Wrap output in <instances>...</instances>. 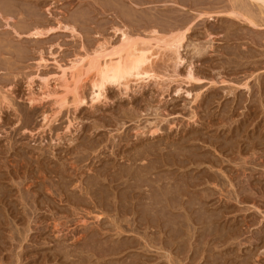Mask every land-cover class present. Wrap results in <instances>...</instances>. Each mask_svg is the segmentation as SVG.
Wrapping results in <instances>:
<instances>
[{
	"label": "rangeland",
	"instance_id": "rangeland-1",
	"mask_svg": "<svg viewBox=\"0 0 264 264\" xmlns=\"http://www.w3.org/2000/svg\"><path fill=\"white\" fill-rule=\"evenodd\" d=\"M0 1L3 5H0V264H264V10L261 3L253 0L250 3L249 0L242 3L239 0H5L4 5V0ZM117 2L126 3L123 6L128 11L131 8V15L121 16ZM8 3L18 5L9 7ZM243 3L249 6V14L257 25L244 16L229 13L234 6L241 10ZM201 10L212 12V16L200 17ZM184 17L188 23L192 22V33L189 31L182 47L183 63L175 70L167 52L154 64L158 74L167 77L131 82L129 89L110 85L106 96L93 101L91 76H87L81 83L85 101L77 108L71 94L70 104L64 107L56 104L63 89L54 77L51 76L53 95L42 89L38 77L30 82L37 73H57L55 59L69 64L75 57L94 49L99 41L111 38L116 42L115 26L127 25L131 32L144 33L154 23L160 29H168L174 23L184 25ZM63 24L74 26L77 31L65 29ZM35 26L55 30L48 29L45 36L34 38L29 31ZM42 55L49 63L41 69L37 62ZM190 67L196 77L200 76L198 79L186 77ZM31 98L36 100L33 102ZM137 152L142 153L138 156L141 157L133 161ZM150 164L156 167L152 169ZM150 168L152 175L143 172ZM137 171L140 179L138 174L133 177ZM141 171L149 176L145 178ZM156 176H164L159 183V188L165 185L163 190L171 183L180 186L177 198L173 195L175 200L180 198L177 200L180 205L176 202L178 210L167 205L170 202L163 201L160 205L170 207L174 213H166L172 219L165 217L166 214L161 216V226L143 221L144 204L151 201L152 192L160 190L154 186L155 180L148 190L150 180H146ZM98 185L108 191L103 196L105 206L109 202L107 207L102 206L97 196ZM183 187L190 190L183 192ZM121 195L128 198L130 205L126 213L119 210L124 200ZM135 208L137 213H132ZM199 209L206 210L202 212L207 215H202ZM97 213L107 220L99 224L94 218ZM125 214L130 225L122 221ZM83 217L86 222L80 220ZM173 218L180 224L173 222ZM120 228L123 235L118 234ZM170 235L178 239L173 240ZM118 243H124L125 252L105 257L106 260L98 255L99 249ZM66 249L70 254L65 253ZM95 249L97 253L92 254Z\"/></svg>",
	"mask_w": 264,
	"mask_h": 264
},
{
	"label": "bare ground",
	"instance_id": "bare-ground-1",
	"mask_svg": "<svg viewBox=\"0 0 264 264\" xmlns=\"http://www.w3.org/2000/svg\"><path fill=\"white\" fill-rule=\"evenodd\" d=\"M114 1V0H113ZM122 1V0H121ZM139 1V0H138ZM176 1V0H175ZM185 1V0H184ZM188 1V0H187ZM190 1V0H189ZM239 1H241V3H242V1H246V0H239ZM253 1H256L257 3H261L260 5H261V7L260 8H262L263 10H264V0H253ZM252 1V2H253ZM1 2V1H0ZM6 2H9V1H7L6 0ZM5 0H4V5H5ZM13 2V1H12ZM126 2V1H125ZM234 2H236L235 0H234ZM247 2H248V0H247ZM17 3V2H16ZM112 3V2H111ZM118 4L116 5V6H118V5H120V7H121V5H122V7L120 8L119 6L118 7H116L117 9L119 8V10L120 11H117L118 13L120 12V15L121 16H130L131 14V12L132 11H130V9H129V11H130V13H129V11L127 10V7H124L125 5L124 4H126V3H122V2H120L121 4H119V2H117ZM182 3V2H181ZM196 3V2H195ZM239 3V2H238ZM246 3V2H245ZM245 3H243L242 5H241V10L239 9V7H237V10H236V6H234L233 7V9H229L230 11H229V13L231 12V14L232 15H234V16H237V17H239V16H244L245 17V20L247 19V20H249L250 21V23H252L253 25H257V22L254 20V19H252L253 17H251V14H249V13H251V11H250V8H248L249 6L248 5H246ZM249 3H250V0H249ZM14 4V3H13ZM12 4V5H13ZM19 4H20V2H19ZM103 4V3H102ZM113 4H115V3H113ZM235 4V3H234ZM237 4V3H236ZM0 5H1V3H0ZM9 5V7L11 6V7H15V5H18V4H14V6H12L11 5V3H8V4H6V6H8ZM111 5V4H110ZM124 5V6H123ZM228 5V4H227ZM239 5V4H238ZM259 5V4H258ZM1 6H3V5H1ZM34 6V5H33ZM104 6V5H103ZM107 6V5H106ZM129 6V5H128ZM232 6V5H231ZM240 6V5H239ZM113 7V6H112ZM33 8V7H32ZM126 8V9H125ZM251 8H253V7H251ZM6 9H7V7H6ZM12 9V8H11ZM10 9V10H11ZM203 9V8H202ZM240 11H239V10ZM204 10V9H203ZM1 11V10H0ZM30 11V10H29ZM36 11V10H35ZM254 11V10H253ZM11 12V11H10ZM257 12V11H256ZM31 13H33V12H31ZM199 13H201V14H199ZM199 15H200V17L202 16V15H204L203 17L205 18V15H210V16H212V12L210 13V12H203L202 13V10L201 11H199ZM150 14V13H149ZM194 14V13H193ZM253 14V13H252ZM155 15V14H154ZM198 15V16H199ZM229 15V14H228ZM231 15V16H232ZM264 15V14H263ZM5 16V15H4ZM142 16V15H141ZM145 16V15H144ZM147 16V15H146ZM196 16V15H195ZM197 16V17H198ZM253 16V15H252ZM134 17H135V15H134ZM150 17V16H149ZM155 17H156V15H155ZM154 17V18H155ZM127 18V17H126ZM125 18V19H126ZM141 18V17H140ZM139 18V20L141 21V19H143V17L140 19ZM150 18H152V17H150ZM158 18V17H157ZM170 18V17H169ZM173 19H174V17H172ZM181 18V17H180ZM183 18V17H182ZM186 17H184V19H185ZM199 18V17H198ZM208 18V17H207ZM259 18V17H258ZM261 18V17H260ZM8 19V18H7ZM79 19V18H78ZM147 19V18H146ZM149 19V18H148ZM147 19V20H148ZM183 19V20H184ZM189 19V18H188ZM195 19V18H194ZM243 19V18H242ZM257 19V18H256ZM263 19V18H262ZM134 20V19H133ZM138 20V19H137ZM138 20V21H139ZM151 20V19H150ZM150 20L148 21L149 23H150ZM175 20V21H174ZM173 20V22H176V19H174ZM182 20V21H183ZM191 20V19H190ZM260 20V19H259ZM7 21V20H6ZM137 21V22H138ZM162 21H164V20H162ZM168 21V20H167ZM186 21V19L183 21V22H185ZM192 21V20H191ZM207 21V20H206ZM60 23H62L61 21H59ZM136 22V23H137ZM147 22V21H146ZM147 22V23H148ZM172 22V21H171ZM171 22H170V24H171ZM172 22V23H173ZM179 22H181V20L179 19ZM178 22V23H179ZM259 22V21H258ZM261 22V21H260ZM262 22H264V20L262 21ZM12 23V22H11ZM141 23H142V21H141ZM156 23H157V21H156ZM187 23V24H186ZM249 23V24H250ZM10 24V23H9ZM19 24V23H18ZM153 24V23H152ZM159 24H160V22H159ZM159 24H157V26L159 25ZM165 24H167V23H165ZM175 24V23H174ZM174 24H172V27L170 26V28H168V29H165L164 27V29L165 30H163V28L162 29H160V27L158 28V27H154V25H156L155 23H154V25L153 26H151V28L150 29H145L144 30V33H134L133 31L131 32V31H129V27H127V25L126 26H124L123 27V25H122V27H120V26H115L114 27V29H115V33L117 34V36H118V40L116 41V42H114V41H112L113 39H105L104 41H102V42H98V44L94 47V49H92V50H88V51H85V53L83 54V55H81V56H77V57H75V59H70L71 60V62L69 63V64H63V63H61V61L60 60H58V59H55L54 61H55V63H56V65H57V70H59V71H57V73H54V74H47V75H44V74H41V73H37V75L36 76H34L33 75V77H32V79L30 80V82H32L33 80H35L34 79V77H38L39 78V80L42 82V89H44L46 92H47V94L48 95H53V94H55V93H51V81H52V78H51V76L52 77H54V80L57 82V84L59 85L60 84V86L62 87V89H63V93H61V95H58L57 96V98H56V104H60V106L61 107H64L65 105H67V104H70L71 102V99H70V101H69V95L71 94V96H72V101L74 102V105L76 106V108L79 106V105H81L84 101H85V96L83 95V93H81L82 92V88H81V86H83V84L81 85V83H84V82H82L84 79H85V77L87 78V76H91L89 79H90V83H91V94H92V100L93 101H97V100H100L104 95H105V93H106V91H107V88H108V86H110V85H118V86H124L126 89H129L130 88V83L131 82H137V83H142V82H145V81H147V80H150L151 78H157V77H161V78H163L164 76H166V75H164L163 77L160 75V74H158V72L156 71V66H154V64H155V61L157 62V60L156 59H159L160 58V56L164 53V54H166L167 52H169V56H170V59L174 62V69L176 70V68H177V66H179L180 64H182L183 63V61H184V56L182 55V47H184V45H185V41H186V39L188 38V35L190 34L189 33V31L191 32V24H192V22H189L188 23V20L185 22V24L184 25H174ZM129 25V24H128ZM149 25V24H148ZM162 25V24H161ZM259 25V24H258ZM166 26V25H165ZM33 27V26H32ZM36 27V26H35ZM34 27V28H35ZM40 27V26H39ZM33 28L34 30L33 31H29V32H31V33H29L31 36H34V38H39V37H42V36H45V34L46 33H48L47 32V30L49 29V28H45V29H42L41 27L40 28ZM60 27H61V25H60ZM62 27H64L65 29L67 28V29H71L72 30V32H76L77 30H76V28L74 27V26H69V25H67V24H63L62 25ZM166 27H168V25L166 26ZM16 28V27H15ZM30 28V27H29ZM56 28H59L58 26L56 27ZM193 28V27H192ZM195 28V27H194ZM228 28V27H227ZM54 30H55V28H53ZM53 29H51V27H50V29L48 30V31H50V30H53ZM22 30V29H21ZM46 30V31H45ZM50 33V32H49ZM189 33V34H188ZM192 33V32H191ZM116 36V37H117ZM189 42H190V40H189ZM196 42V41H195ZM194 43V42H193ZM212 43V42H211ZM196 44V43H195ZM209 44V43H208ZM199 45V44H198ZM204 45V44H203ZM199 47V46H198ZM204 47V46H203ZM209 47V46H208ZM198 50H199V48H197ZM197 50V51H198ZM203 50H205V49H203ZM200 51H201V46H200ZM199 51V52H200ZM198 52V53H199ZM205 52V51H204ZM171 53V54H170ZM55 54V53H54ZM75 54V53H74ZM78 54V53H77ZM200 54V53H199ZM163 56H165V55H163ZM168 55H167V57H169ZM162 58V57H161ZM239 58V57H238ZM169 59V58H168ZM169 59V60H170ZM167 60V59H166ZM3 62V61H2ZM165 62V61H164ZM7 63V62H6ZM38 63V67H44V66H47L48 64L47 63H49V61H48V59H46L45 57H44V55H42L41 57H40V59H39V62H37ZM169 63V62H168ZM195 66V65H194ZM37 67V68H38ZM42 67V68H43ZM48 67V66H47ZM41 68V69H42ZM164 68H165V66H164ZM178 70V69H177ZM39 71V70H38ZM55 71V70H54ZM35 72V71H34ZM43 73V72H42ZM174 74V73H173ZM180 74V73H179ZM175 75V74H174ZM179 76V75H178ZM196 76H198V75H195V72H193V68L192 67H190V69L188 70V73H187V76L186 77H188L189 79H198L199 77H196ZM30 77V78H31ZM167 77V76H166ZM173 77V76H172ZM169 78V77H168ZM178 78V77H177ZM170 79V78H169ZM185 80V79H184ZM150 83V82H149ZM160 83V82H159ZM181 83V82H180ZM201 83V82H200ZM31 85V87L33 86V84H30ZM155 85V84H154ZM57 86V85H56ZM139 86V85H138ZM179 86V85H178ZM124 88V89H125ZM132 88V87H131ZM184 89V88H183ZM167 90V89H166ZM53 91V90H52ZM188 92V91H187ZM191 92V91H190ZM43 93V92H42ZM43 94H45V92L43 93ZM85 94V93H84ZM84 96V97H83ZM106 96V95H105ZM31 100L33 101V100H36L35 98H31ZM146 100V99H145ZM31 101V102H32ZM34 102V101H33ZM61 109V108H60ZM125 118V117H124ZM45 119H49L48 118V116H45ZM116 120V119H115ZM152 120V119H151ZM170 122V121H169ZM158 130V129H157ZM175 149V148H174ZM196 149V148H195ZM145 151V150H144ZM146 152H150V151H146ZM141 152H137L136 154H134V157L132 158L133 159V161H136L137 159H139L140 157H138L139 156V154H140ZM142 154V153H141ZM140 154V155H141ZM146 155V154H145ZM169 161V160H168ZM221 161V160H220ZM135 163V162H134ZM133 164V163H132ZM148 164V163H147ZM155 165V164H154ZM146 166V165H145ZM149 167H151L152 169H154L155 167H156V165H155V167L154 166H152L151 164L150 165H148ZM133 167V165H131V169L133 170L134 169V167ZM144 167V166H143ZM148 167V168H149ZM104 168V167H103ZM127 168H129V167H127ZM141 168V167H140ZM145 168H147V166L145 167ZM145 168H144V170H145ZM148 169V170H146V171H143V169H141L143 172H145V173H152L151 172V170L152 169ZM126 169V168H125ZM130 169V168H129ZM127 170V169H126ZM140 170V169H139ZM125 171V170H124ZM128 171V170H127ZM127 171H125L126 173H127ZM142 171H141V175L142 174H144V173H142ZM128 172H130V171H128ZM133 172V171H132ZM138 172L139 171H137V173H136V175H133V177L134 176H137V174H138ZM123 174H124V172H122ZM140 173V172H139ZM122 174V175H123ZM132 174H135V171L132 173ZM132 174L130 175V176H132ZM152 175V174H151ZM130 176H127V177H130ZM139 174H138V179H140L139 178ZM142 176H145V175H142ZM146 176L148 177L149 175H147L146 174ZM146 176H145V178H146ZM92 177V176H91ZM107 177V176H106ZM112 177H113V175H112ZM159 177V176H158ZM157 176H156V179H151L152 177H150V179H147L146 181H148V180H150L149 182H148V185H147V187L148 186H151L152 187V185L154 184V186L156 187H158V189H160V190H158L157 191V189H156V191H154V192H152L153 194H151V195H149V194H147V195H149V196H151V201L150 202H148V205H146L147 204V201H149V200H147L146 201V204H144V222H146L147 223V225L148 224H151V223H155V224H160L161 222H160V217L161 216H163V215H165L166 213L167 214H169L168 212L171 210V209H169L170 207L169 206H172V207H175L176 208V210H178L177 208V206H179L180 204V202L179 201H177L178 199L180 200V198H179V196H178V199H176L175 200V197L177 198V196H176V194H178V193H176V191H179L180 190V186H177V185H179V184H177V185H173L172 183L168 186V188L166 189V190H163V186H165V185H163L162 186V184H161V186L163 187H161V188H159V186H160V178L162 177V179H164V176H160L159 177V179H157L158 178ZM168 177V176H167ZM99 178V177H98ZM119 178V177H118ZM123 178H124V176H123ZM136 178V177H135ZM238 178V177H237ZM97 179V178H96ZM95 179V180H96ZM100 179V178H99ZM127 179V178H126ZM130 179V178H129ZM137 179V178H136ZM169 179V178H168ZM168 179L166 180V181H168ZM152 180L154 181V183L151 185V183H152ZM97 181V180H96ZM95 181V182H96ZM101 181V180H100ZM144 181V180H143ZM165 181V182H166ZM229 181V180H228ZM168 182H170V181H168ZM191 182V181H190ZM222 182H224V181H222ZM97 184H99L100 182H96ZM137 183V182H136ZM144 183H146L145 181H144ZM155 183H156V185H155ZM162 183V182H161ZM68 184V183H67ZM94 184V183H93ZM164 184V183H163ZM167 185H168V183H166ZM186 184V183H185ZM83 185V184H82ZM100 185V184H99ZM98 185V186H99ZM140 186L141 187V185H138V184H135V187H137V186ZM144 185H146V184H144ZM166 185V186H167ZM171 185H172V187H171ZM184 185V184H183ZM192 186H193V184H191ZM79 186V185H78ZM93 186V185H92ZM153 186V188H155ZM173 186H176V187H173ZM189 186V185H188ZM84 187V186H83ZM140 187H137V188H140ZM78 188H80V186L78 187ZM87 188V187H86ZM127 188V187H126ZM132 188V187H131ZM184 188V187H183ZM186 188V189H185ZM182 191L184 192V191H187V190H190V188L188 187H185ZM193 188V187H192ZM85 189V188H84ZM151 189V188H150ZM148 190H149V187H148ZM151 190H153V189H151ZM155 190V189H154ZM163 190V191H162ZM145 191H146V189H145ZM182 191H181V193H182ZM98 192H99V194L97 195L99 198H100V202H101V204H102V206L104 205L105 206V201H104V198H103V196L105 195V193L106 192H108V191H106L105 189H103V188H100V186L98 187ZM133 192V191H132ZM159 192V193H158ZM231 192V191H230ZM124 193H126V190H125V192ZM124 193H121V194H124ZM145 193V192H144ZM151 193V192H150ZM25 194H27V193H25ZM73 194V193H72ZM175 194V197L173 196ZM180 194V193H179ZM125 195H128L127 193L125 194ZM160 195V196H159ZM185 195V194H184ZM187 195V194H186ZM204 196H205V194H203ZM75 196V195H74ZM135 196V195H134ZM72 197V196H71ZM91 197V196H90ZM111 197V196H110ZM121 197L122 198H124L123 197V195H121ZM146 198H147V196H145ZM144 197V198H145ZM181 197V196H180ZM184 197V196H183ZM186 197V196H185ZM184 197V198H185ZM190 197V196H189ZM194 197V196H193ZM202 197V196H201ZM121 198V199H122ZM167 198H169V199H167ZM172 198V199H171ZM187 198V197H186ZM232 198V197H231ZM94 199V198H93ZM118 199H120V198H118ZM128 199V198H127ZM127 199H126V197L124 198V200H122V203H121V206H120V211L121 212H123V213H126L127 212V208H129V206L127 205ZM149 199V198H148ZM183 199V198H182ZM182 199H181V203H182ZM237 199V198H236ZM202 200V199H201ZM91 201H93V200H91ZM163 201H165L166 203H169L170 202V204H167V205H169L168 207L169 208H167L166 207V205L164 206V208H163V205L162 206H160L161 205V203L163 202ZM192 201H194V200H192ZM81 202V201H80ZM86 202V201H85ZM99 202V201H98ZM176 202H178V204H176ZM184 202V201H183ZM196 202V201H195ZM82 203V202H81ZM97 203V202H96ZM120 203V202H119ZM95 204V203H94ZM108 204H109V202H108ZM106 205L105 207H107V206H109V205ZM200 204V203H199ZM136 205V204H135ZM78 206V205H77ZM200 206V205H199ZM202 206V205H201ZM162 207V208H161ZM165 207H166V209H165ZM171 207V208H172ZM182 206H180L179 208H181ZM183 207L185 208V206L183 205ZM182 207V208H183ZM187 207V206H186ZM194 207V206H193ZM100 208V207H99ZM117 208V207H116ZM181 208V209H182ZM183 208V209H184ZM93 209V208H92ZM95 209V208H94ZM118 209V208H117ZM187 209V208H186ZM190 209H191V207H190ZM190 209H188V210H190ZM201 209H203V208H201ZM79 210V209H78ZM86 210V209H85ZM96 210V209H95ZM94 210V211H95ZM102 210V209H101ZM133 210V209H132ZM173 210V209H172ZM175 210V211H176ZM187 210V213L189 212ZM193 210V209H192ZM191 210V211H192ZM200 210V209H199ZM75 211H77L76 209H75ZM82 211V210H81ZM137 211H138V208L136 209L135 208V210L134 211H132V213L134 212V213H137ZM141 211H143V210H141ZM168 211V212H167ZM179 211H181V210H179ZM186 211V210H185ZM201 211V214L202 215H207V214H203V212L202 211H206V210H200ZM90 212V211H89ZM92 212V211H91ZM170 212H172L171 214L172 215H174V213H173V211H170ZM182 212V211H181ZM77 213H78V211H77ZM81 213V212H80ZM139 213V212H138ZM143 213V212H142ZM196 213H198V214H200V212L199 211H197ZM166 214V216L165 217H167V216H169V215H167ZM191 213H188V215H190ZM68 215V214H67ZM65 216L66 218L68 217V216ZM77 215V214H76ZM83 215H84V213H83ZM122 215V214H121ZM140 215V214H139ZM172 215H171V219H172ZM187 215V216H188ZM81 216V215H80ZM127 215L125 214V217H124V219L122 220V221H124V222H126V223H128L127 225H130V222H129V220H130V218H128V217H126ZM199 216V215H198ZM205 216H203V218L205 217ZM115 217V216H114ZM167 218L168 220H170V218ZM207 217H209L210 219H211V217L210 216H207ZM62 218V217H61ZM66 218H65V220H66ZM75 218H76V216H75ZM84 218L85 217H83V218H81L80 220L81 221H84ZM98 222H99V224H101V223H103V221H104V219H106L107 220V218H105L104 216H103V214L102 213H97L96 215H95V217H94ZM208 218V219H209ZM77 219V218H76ZM75 219V220H76ZM83 219V220H82ZM113 219V218H112ZM117 220H118V218H116ZM129 219V220H128ZM132 219V218H131ZM164 219V218H163ZM205 219V218H204ZM210 219H209V223L208 224H211L210 223ZM33 220V219H32ZM74 220V221H75ZM133 220V219H132ZM176 220V219H175ZM189 220H190V218H189ZM202 219H201V217H200V221H201ZM212 220H213V218H212ZM67 221H69V220H67ZM78 221V220H77ZM162 221V220H161ZM173 222H176V224H177V221H174V218H173V220H172ZM191 221V220H190ZM189 221V222H190ZM203 221V220H202ZM204 221H207V219L206 220H204ZM69 222H72V221H69ZM79 222V221H78ZM77 222V223H78ZM84 222H86V221H84ZM97 222V223H98ZM173 222H171L172 224H173ZM189 222H188V225L189 226H191L190 224H189ZM208 222V221H207ZM65 223H66V221H65ZM76 223V222H75ZM106 223V222H105ZM202 223V222H201ZM110 224H112V223H110ZM145 224V223H144ZM172 224H171V226H172ZM180 223L178 222V224L177 225H179ZM41 225V224H40ZM60 225V224H59ZM58 225V226H59ZM84 225H85V223H84ZM122 225V222H121V224L119 223V226H121ZM135 225V224H134ZM138 225V224H137ZM146 225V226H147ZM153 225V224H152ZM162 224H160V226H161ZM177 225H175V227L177 226ZM64 226V225H63ZM78 226V225H77ZM83 226V225H82ZM81 226V227H82ZM85 226H87V225H85ZM89 226V225H88ZM103 226V225H102ZM101 226V227H102ZM132 226H133V224H132ZM131 226V227H132ZM151 226V225H150ZM164 226V225H163ZM165 226H166V224H165ZM164 226V227H165ZM171 226L169 225V227L171 228ZM65 227H66V225H65ZM68 227V226H67ZM75 227V226H74ZM111 227H113L112 225H111ZM195 227V226H194ZM207 227V226H206ZM105 228H107V227H104V229ZM109 228V227H108ZM163 228V227H162ZM177 228V227H176ZM178 228H181V226H179ZM214 228V227H213ZM76 229H78V227L76 228ZM86 229V228H85ZM110 229H112V228H110ZM109 229V230H110ZM168 229V228H167ZM188 229V228H187ZM224 229V228H223ZM73 230L74 231H76L74 228H73ZM79 230H81V229H79ZM92 230V229H91ZM116 230V229H115ZM129 231H130V229H128ZM127 230V231H128ZM176 230V229H175ZM192 230V229H191ZM73 231V232H74ZM83 231V230H82ZM100 231V230H99ZM140 231V230H139ZM164 231V230H163ZM170 231V230H169ZM181 231V230H180ZM206 231V230H205ZM219 231H222V230H219ZM61 232V231H60ZM64 232V231H63ZM71 232H72V230H71ZM77 232V231H76ZM76 232L74 233V234H76ZM81 232V231H80ZM87 232V231H86ZM106 232V231H105ZM114 232V231H113ZM179 232V231H178ZM211 232H213V231H211ZM210 232V233H211ZM261 232V231H260ZM65 233V232H64ZM88 233H89V231H88ZM108 233V232H107ZM172 233V232H171ZM174 233V232H173ZM70 234V233H69ZM80 234V233H79ZM84 234V233H83ZM91 234H92V232H91ZM90 234V236H93V234L91 235ZM96 234V233H95ZM106 234V233H105ZM114 234V233H113ZM118 234L120 235V234H122L123 235V233H122V230H121V228L119 229V231H118ZM169 234V233H168ZM191 234V233H190ZM213 234V233H212ZM214 234H215V231H214ZM66 235H67V233H66ZM87 235V234H86ZM85 235V236H86ZM104 235V234H103ZM146 235V234H145ZM144 235V236H145ZM167 235V234H166ZM183 236H185V234H182ZM182 235H179V237L180 236H182ZM218 235H219V233H218ZM221 235H224L225 236V234H221ZM77 236V235H76ZM83 236V235H82ZM171 236V239L174 237V238H176L175 237V235H170ZM173 236V237H172ZM176 236H178V235H176ZM98 237V236H97ZM99 237H100V235H99ZM105 237V236H104ZM109 237V236H108ZM151 237V236H150ZM167 237H169V236H167ZM80 238V237H79ZM144 238V237H143ZM147 238V237H146ZM173 238V240H177L178 239V237H177V239H174ZM183 238V237H182ZM191 238V237H190ZM233 238V237H232ZM180 239V238H179ZM199 239V238H198ZM207 239V238H206ZM227 239V238H226ZM235 239V238H234ZM77 240V239H76ZM114 240V239H113ZM172 240V241H173ZM186 240V239H185ZM41 241V240H40ZM75 241V240H74ZM79 241V240H78ZM88 241V240H87ZM93 241H95V240H93ZM99 241V240H98ZM112 240H110V242H111ZM191 241V240H190ZM231 241V240H230ZM236 241V240H235ZM89 242V241H88ZM101 242V241H100ZM138 242V241H137ZM169 242V241H168ZM55 243V242H54ZM74 243V242H73ZM106 243V242H105ZM104 243V244H105ZM107 243H109V242H107ZM106 243V244H107ZM140 243V242H139ZM141 243H143V242H141ZM238 243V242H237ZM24 244V243H23ZM100 244V243H99ZM98 244V245H99ZM105 244V245H106ZM112 244V243H111ZM122 243H118V246H111V245H107L108 247H106V248H101V249H99L98 250V245H97V252H98V255L101 257V258H103L104 260H106L105 259V257H108V256H110V255H113V254H117V253H122V251H123V245H124V243H123V245H121ZM126 244V243H125ZM166 244H167V242H166ZM58 245V244H57ZM93 245V244H92ZM95 245H96V242H95ZM168 245H170V244H168ZM175 245V244H174ZM174 245H172L173 247H174ZM78 246V245H77ZM88 247L90 246V245H87ZM100 246V245H99ZM102 246V245H101ZM100 246V247H101ZM129 246V245H128ZM63 247H65V246H63ZM86 247V246H85ZM127 247V246H126ZM145 247V246H144ZM171 247V246H170ZM176 247V246H175ZM241 247V246H240ZM70 248V247H69ZM91 248H92V246H91ZM146 248V247H145ZM64 249V248H63ZM92 249H94V248H92ZM167 250H169V249H167ZM173 250V249H172ZM69 249L67 250L66 249V254H68L69 252ZM71 251V250H70ZM80 251V250H79ZM84 251H85V249H84ZM156 251H158V250H156ZM162 251V250H161ZM68 252V253H67ZM93 253L92 254H95V253H97L96 252V249L95 250H93L92 251ZM123 252H125V251H123ZM77 253H79L78 251H77ZM100 253V254H99ZM161 253V252H160ZM170 253V252H169ZM59 254V253H58ZM65 254V255H66ZM70 254V253H69ZM75 254H76V252H75ZM81 254V253H80ZM165 253H163L162 255H164ZM167 254V253H166ZM165 254V255H166ZM179 254V253H178ZM181 254V253H180ZM196 254H198L197 252H196ZM77 255V254H76ZM97 255V254H96ZM97 255V256H98ZM198 256V255H197ZM64 257H66V256H64ZM68 257V256H67ZM66 257V258H67ZM70 257V256H69ZM68 257V258H69ZM129 257V256H128ZM160 257V256H159ZM168 257H170V256H168ZM176 257V256H175ZM75 258V257H74ZM82 258V257H81ZM101 258H99V259H101ZM167 258V257H166ZM72 259V258H71ZM86 259V258H85ZM141 259V258H140ZM170 259V258H169ZM146 260H147V258H146ZM81 261V260H80ZM83 261H85L84 259H83ZM91 261V260H90ZM149 261V260H148ZM171 261H173V260H171ZM74 262V261H73ZM178 262V261H177ZM110 264H117V263H112V262H109ZM141 263V262H140ZM118 264H120V263H118ZM126 264H131V263H126ZM183 264H184V262H183ZM213 264V263H212Z\"/></svg>",
	"mask_w": 264,
	"mask_h": 264
}]
</instances>
